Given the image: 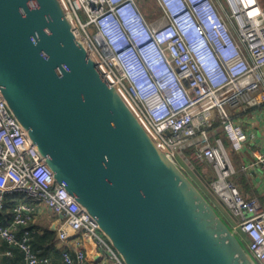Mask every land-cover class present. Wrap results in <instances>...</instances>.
<instances>
[{
	"label": "built area",
	"instance_id": "1",
	"mask_svg": "<svg viewBox=\"0 0 264 264\" xmlns=\"http://www.w3.org/2000/svg\"><path fill=\"white\" fill-rule=\"evenodd\" d=\"M64 1L86 48L168 153L176 160L184 157V148L196 144L192 159L213 165L217 175L213 192L234 217V230L247 239L252 257L264 264V206L257 198L242 195L233 181L237 169L225 142L216 137L221 128L231 147L243 151L247 135L236 113L264 106L260 0H178V14L167 0H155L160 12L153 20H148L141 0ZM184 12L187 16L182 18ZM129 15L140 26L136 32L127 24ZM90 27L95 28L94 36ZM109 33L119 34L121 48ZM155 58L163 62V76L172 81L170 85L158 75ZM218 71L220 76L214 78ZM142 76L150 87L139 86ZM256 156V162L264 164V155ZM10 195H23L63 215L58 238L72 242L64 250L63 264L90 263L82 235L108 254L105 264H124L96 221L55 181L0 93V209ZM33 219L29 205L16 206L12 224L0 226V239L18 246L26 264H51L33 250L29 230L17 238L16 231Z\"/></svg>",
	"mask_w": 264,
	"mask_h": 264
},
{
	"label": "water",
	"instance_id": "2",
	"mask_svg": "<svg viewBox=\"0 0 264 264\" xmlns=\"http://www.w3.org/2000/svg\"><path fill=\"white\" fill-rule=\"evenodd\" d=\"M76 31L64 0H0V93L55 181L124 264H258Z\"/></svg>",
	"mask_w": 264,
	"mask_h": 264
},
{
	"label": "crops",
	"instance_id": "3",
	"mask_svg": "<svg viewBox=\"0 0 264 264\" xmlns=\"http://www.w3.org/2000/svg\"><path fill=\"white\" fill-rule=\"evenodd\" d=\"M260 2L262 4V0ZM236 114L237 122L243 126L247 135L244 150L241 152L235 151L221 128L217 129L216 137L223 138L224 142L227 140L226 145L229 147V152L231 151L233 163L237 169L233 181L242 195L246 199L257 198L264 206V164L256 162L258 153L264 155V106L254 110L240 111ZM190 148H196V144L188 145L182 150L185 159H190L185 154V151ZM180 158L182 157L180 156ZM195 169L199 183L196 181L194 183L234 229V217L218 199L211 187V184L217 178L213 165L205 163ZM10 196L11 199L8 196V203H5L4 207L0 209V226L9 227L12 224L16 206L20 204L29 205L32 208L34 219L28 226L20 227L16 231L17 238L22 239L25 236V232L29 230L31 232L33 250L42 257H48L51 260V264H63L64 250L72 245L70 240L65 243L58 238L59 230L64 221L63 217L46 205L35 202L23 195ZM9 203L11 204L10 206H8ZM228 216L232 218L231 222ZM242 237V241L247 242L243 235ZM81 238L89 258V264H105L107 258H109L108 254L94 246L83 235ZM0 264H26L24 252L18 246L11 245L6 239H0Z\"/></svg>",
	"mask_w": 264,
	"mask_h": 264
},
{
	"label": "rangeland",
	"instance_id": "4",
	"mask_svg": "<svg viewBox=\"0 0 264 264\" xmlns=\"http://www.w3.org/2000/svg\"><path fill=\"white\" fill-rule=\"evenodd\" d=\"M141 3H142V7H143L144 11L146 12V14H148L147 15L148 20H153L155 17H157L159 15V10H156L157 9V2L155 0H141ZM262 6L264 7V0H262ZM109 27L111 30H113V31L115 30V27L113 24H110ZM89 32L91 35L94 36L95 35V28L90 27ZM137 74L140 75L139 71ZM194 150H195V148H190V149L185 151L186 156L189 157L190 159H185L184 157H182V158L179 157L180 158L179 159L177 157L176 160H177L178 164L180 166H182L183 170L190 176V178L193 181H196L199 183L198 174H197V171L195 168H197L198 166H201L202 163L201 164L197 163L196 161H194L192 159V153L194 152ZM230 152H229V154H230ZM228 219L231 222L232 218H229V216H228ZM238 236L240 238H243L240 233H238ZM244 243H247V242H244Z\"/></svg>",
	"mask_w": 264,
	"mask_h": 264
},
{
	"label": "bare ground",
	"instance_id": "5",
	"mask_svg": "<svg viewBox=\"0 0 264 264\" xmlns=\"http://www.w3.org/2000/svg\"><path fill=\"white\" fill-rule=\"evenodd\" d=\"M167 2L169 4V6L171 7L172 11L174 12V14H178V12L180 10L179 1L178 0H167ZM186 16L187 15L184 12L183 15H182V18H185ZM125 19L127 21L128 26L134 32L137 31V28L140 29L139 28L140 26H137L135 20L132 18L131 15L127 16ZM110 37H111V40L115 43L116 47L118 49L121 48V40H120L121 37H119V34H117L116 37L114 35L110 34ZM153 61L156 64L155 67H156V69L158 71L157 72L158 75H161L162 76V79H163V82H164L165 86L170 85L172 83V81H170L169 78L163 76V74H165L163 62L159 58H155V59H153ZM219 76H220L219 71L216 72L213 75L214 78L219 77ZM137 81L139 82V86L140 87H150V82H149V80L145 76H142V78H139Z\"/></svg>",
	"mask_w": 264,
	"mask_h": 264
},
{
	"label": "trees",
	"instance_id": "6",
	"mask_svg": "<svg viewBox=\"0 0 264 264\" xmlns=\"http://www.w3.org/2000/svg\"><path fill=\"white\" fill-rule=\"evenodd\" d=\"M143 10H144V9H143ZM156 10H159V6H158V5H157V9H156ZM159 12H160V10H159ZM144 13H145L146 16L148 15V14H146L145 11H144ZM226 142H227V140L225 141V145L227 144ZM226 147H227V149L229 148L228 145H226ZM228 151H229V150H228ZM230 154H231V153H230ZM231 158H232V160H233V156H232V154H231ZM10 197H11V196H9V198H10ZM9 198L6 199L5 203H8ZM10 199H11V198H10ZM10 205H11V204L9 203L8 206H10Z\"/></svg>",
	"mask_w": 264,
	"mask_h": 264
}]
</instances>
